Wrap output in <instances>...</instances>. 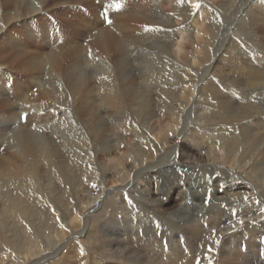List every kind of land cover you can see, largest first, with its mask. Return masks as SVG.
<instances>
[{
    "label": "bare ground",
    "instance_id": "1",
    "mask_svg": "<svg viewBox=\"0 0 264 264\" xmlns=\"http://www.w3.org/2000/svg\"><path fill=\"white\" fill-rule=\"evenodd\" d=\"M109 1L0 0V264H264V0Z\"/></svg>",
    "mask_w": 264,
    "mask_h": 264
},
{
    "label": "rangeland",
    "instance_id": "2",
    "mask_svg": "<svg viewBox=\"0 0 264 264\" xmlns=\"http://www.w3.org/2000/svg\"><path fill=\"white\" fill-rule=\"evenodd\" d=\"M213 81H217L216 83L217 84H220V85H222V83H220L219 82V80H213ZM222 88H223V86H222ZM103 109V110H102ZM45 110V109H44ZM44 110H37L36 112H35V115L36 114H38V115H41V116H45V115H47V114H51V113H59V117L58 118H60V120L61 121H65V120H71V121H69V123L71 124V131H75V130H83L84 131V133L86 134V132H88L87 131V123L90 121V119H91V117H92V119H94V120H97V121H99V124H102V126H106V124H109V125H111L112 123H111V119L110 118H108V117H106L107 115L106 114H108V112L109 111H107L106 109H104V108H102V107H93V108H86V109H76V110H71L69 113H67V111H64L63 112V110H48V111H44ZM88 110V111H87ZM93 112H92V111ZM5 111H9V110H5ZM4 111V112H5ZM11 111V110H10ZM30 111H33V109H30ZM30 111H28V109H26V110H15V114H19V117H18V119H17V122L19 123V125L21 124L22 125V123H25L27 120H28V117H29V113H30ZM90 111V112H89ZM95 111V112H94ZM99 111V112H98ZM104 111V112H103ZM102 112V113H101ZM96 113V114H95ZM99 113V114H98ZM26 114V116H27V118H22L24 115ZM99 115V116H98ZM63 116V117H62ZM72 116V117H71ZM101 116V117H100ZM21 117V118H20ZM65 117H67V118H65ZM95 117V118H94ZM97 118V119H96ZM20 120V121H19ZM76 121V122H75ZM103 122V123H102ZM11 123V125H7V126H5V128H7V129H11V128H13L14 127V125H12V122H9V124ZM76 125V126H75ZM11 128H10V127ZM75 126V127H74ZM0 127H2V126H0ZM4 128V127H3ZM74 128H76V129H74ZM103 128H106V127H103ZM86 129V130H85ZM4 148V146H1V148H0V150H2ZM197 150V149H196ZM199 151V149L197 150V153H199L198 152ZM102 154H100L99 156H98V158L100 159V161H105V157H103V156H101ZM105 158V159H104ZM116 179H115V177H107V178H104V180H103V184H104V186L106 187V188H110V189H112L113 188V186H115V184H116ZM105 182V183H104ZM107 182V183H106ZM68 186H69V188H68V194H70V192H71V190H74V189H76L75 191H72L71 192V200L73 199V198H75V197H80L79 199H83V197H84V195H86L87 193H88V187H89V190L91 189L90 187H92V186H71L70 184H68ZM85 189H87V190H85ZM78 190H79V192H78ZM87 191V192H86ZM77 192V193H76ZM73 193V194H72ZM78 196H77V195ZM190 194V193H189ZM70 201V200H69ZM73 201V200H72ZM130 204H131V206L132 207H136V204H135V202H133V201H131L130 202ZM232 213H236V211L234 210ZM208 216H210V215H208ZM264 243V242H263Z\"/></svg>",
    "mask_w": 264,
    "mask_h": 264
},
{
    "label": "snow or ice",
    "instance_id": "3",
    "mask_svg": "<svg viewBox=\"0 0 264 264\" xmlns=\"http://www.w3.org/2000/svg\"><path fill=\"white\" fill-rule=\"evenodd\" d=\"M109 23H111V21H109ZM22 118H26V114L22 117ZM245 199H247V197H245ZM261 211H264V209H261ZM241 223H243V221H241ZM213 232H215V229H213ZM219 241H217L218 243Z\"/></svg>",
    "mask_w": 264,
    "mask_h": 264
}]
</instances>
